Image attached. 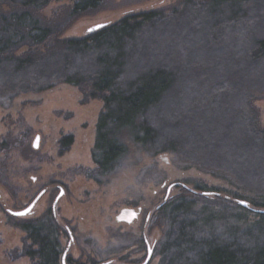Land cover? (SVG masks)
Masks as SVG:
<instances>
[{"label":"trees","instance_id":"obj_1","mask_svg":"<svg viewBox=\"0 0 264 264\" xmlns=\"http://www.w3.org/2000/svg\"><path fill=\"white\" fill-rule=\"evenodd\" d=\"M51 1L70 5L47 20L40 12ZM104 2L0 0V94L64 83L100 100L91 159L101 176L131 141L264 198V128L253 106L264 93V0H177L83 37L62 36ZM71 143L60 141L62 149ZM243 197L205 184L167 194L153 220L164 226L158 264H264V203L252 211ZM53 210L13 216L28 242L24 255L35 264H84L61 252Z\"/></svg>","mask_w":264,"mask_h":264},{"label":"rangeland","instance_id":"obj_2","mask_svg":"<svg viewBox=\"0 0 264 264\" xmlns=\"http://www.w3.org/2000/svg\"><path fill=\"white\" fill-rule=\"evenodd\" d=\"M176 2L105 0L99 11L73 21L62 36L83 37L94 25ZM69 5L51 1L40 15L55 19ZM255 98L253 106L264 128V93ZM102 109L100 100L85 98L64 83L39 92L0 94V264H35L24 255L26 235L9 211L24 210L42 191L32 216L18 221L38 217L54 203L61 252L84 264H143L148 250L147 264H158L164 226L153 227L154 214L167 194H177L182 185L224 189L245 196L242 201L250 203V210H263L254 205L264 203L258 193L240 191L232 180L187 165L173 153L153 154L131 141H126L127 153L113 172L97 174L91 151ZM66 137L72 143L62 149L60 141ZM127 210L134 215L129 221L121 218Z\"/></svg>","mask_w":264,"mask_h":264},{"label":"water","instance_id":"obj_3","mask_svg":"<svg viewBox=\"0 0 264 264\" xmlns=\"http://www.w3.org/2000/svg\"><path fill=\"white\" fill-rule=\"evenodd\" d=\"M106 24H97V25H94L90 28L87 29V33H91V32H94V31H97L101 28H103ZM37 141H38V138L36 137L35 141H34V144H33V148L36 149L37 148ZM62 193H60L56 200L58 199V197L61 195ZM42 193H40L34 200L33 202L28 206L26 207L24 210L22 211H9V214L14 216V217H26L31 211L32 209L34 208L36 202L39 200V198L41 197ZM243 205H245L244 203H241ZM122 218H126L128 221L132 219V214H131V211L127 210V211H123L122 212ZM150 259V250H148V253H147V257H146V260L144 261L143 264H147L148 261ZM62 261H64V257L62 259Z\"/></svg>","mask_w":264,"mask_h":264},{"label":"flooded vegetation","instance_id":"obj_4","mask_svg":"<svg viewBox=\"0 0 264 264\" xmlns=\"http://www.w3.org/2000/svg\"><path fill=\"white\" fill-rule=\"evenodd\" d=\"M59 192L62 193L61 189L59 190ZM41 193L43 194V191H42ZM60 193H59V194H60ZM59 194H58V195H59ZM58 195H57V196H58ZM41 196H42V195H41ZM40 198H41V197H40ZM40 198H39V199H40ZM56 198H57V197H56ZM32 202H33V201H32ZM54 202H55V200H54ZM36 203H37V202H36ZM35 205H36V204H35ZM53 205H54V203H53ZM53 205H52V208L54 209ZM53 211H54V210H53ZM32 212H33V209H32V211H31V213H32Z\"/></svg>","mask_w":264,"mask_h":264},{"label":"built area","instance_id":"obj_5","mask_svg":"<svg viewBox=\"0 0 264 264\" xmlns=\"http://www.w3.org/2000/svg\"><path fill=\"white\" fill-rule=\"evenodd\" d=\"M131 214H132V219L134 218V215H133V213L131 212ZM136 216V215H135ZM121 218H122V216H121ZM123 219H125L126 220V218H123Z\"/></svg>","mask_w":264,"mask_h":264}]
</instances>
